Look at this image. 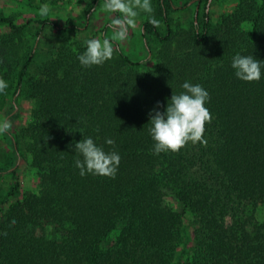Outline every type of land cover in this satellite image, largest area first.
<instances>
[{"label": "trees", "instance_id": "16d2710c", "mask_svg": "<svg viewBox=\"0 0 264 264\" xmlns=\"http://www.w3.org/2000/svg\"><path fill=\"white\" fill-rule=\"evenodd\" d=\"M158 6L164 30L144 23L162 46L153 70H136L151 55L134 60L121 49L102 65L83 67L77 57L85 43L61 46L40 76L33 75L37 48L19 60L18 92L35 99L23 133L40 187L19 198L17 164L0 167V177L11 172L16 179L0 198V264H264V222L253 213L264 206V0H238L216 25L206 4L190 40H173L176 0ZM0 23L21 28L1 14ZM40 23L38 35L47 24L58 26ZM13 49L0 45L1 67L11 66ZM237 53L261 61L259 81L235 76ZM186 81L209 93L207 143L154 154L149 113L157 102L162 111ZM87 137L120 155L115 178L80 175L74 144ZM13 144L19 160L21 147ZM186 216L193 246L176 260L186 245Z\"/></svg>", "mask_w": 264, "mask_h": 264}, {"label": "rangeland", "instance_id": "374dc122", "mask_svg": "<svg viewBox=\"0 0 264 264\" xmlns=\"http://www.w3.org/2000/svg\"><path fill=\"white\" fill-rule=\"evenodd\" d=\"M176 0L177 7L170 11L172 28L175 31L173 40H190L191 24L199 11V19H203L206 4H208L211 23L216 25L222 21L224 15L234 10L238 0ZM201 1V2H200ZM96 2V3H95ZM200 5L198 6V3ZM47 3L50 12L47 16H41L39 9L41 4ZM104 0H0V14L11 18L20 29H12L7 23H0V45L9 42L13 50L9 51L8 58L14 59L11 66H0V78H3L8 88L0 93V121L7 119L10 124L9 130L0 133V167L17 164V177L20 182L19 198L26 194L37 192L40 187V177L37 169L32 165L30 154L27 151L28 139L23 130L31 120V112L35 106V99L25 91L18 92L21 60L28 50L37 48L36 63L33 75H41L42 69L49 60L58 55V49L65 46L76 49L92 38L103 39L111 37L112 29L109 25L113 16L101 9ZM154 9L151 14L159 18V28L164 30L165 25L159 17L158 0H151ZM50 20L54 24H47L41 35L40 21ZM149 20V14L140 11L136 17V27L130 29L127 38L123 41H113V56L121 49L134 60H140L152 56L151 60L136 68L139 71H150L158 67V51L162 46L156 41L154 33L144 29V23ZM70 23L71 26L66 24ZM63 26H66L63 27ZM246 30H252V25H245ZM40 40V42H38ZM5 41V42H4ZM149 44V48L146 45ZM14 104L16 106H14ZM14 140L21 147V159H17L14 149ZM16 160H18L16 162ZM15 177L11 172H6L0 177V198H4L15 184ZM176 206L174 200L169 201ZM253 213L260 222H264V206L257 205ZM188 217L184 219L185 242L177 253L176 260L186 256L193 246V227L188 223Z\"/></svg>", "mask_w": 264, "mask_h": 264}, {"label": "clouds", "instance_id": "9594fccd", "mask_svg": "<svg viewBox=\"0 0 264 264\" xmlns=\"http://www.w3.org/2000/svg\"><path fill=\"white\" fill-rule=\"evenodd\" d=\"M101 9L109 14L120 15L113 16L109 25L112 29L110 38H92L85 41L86 50L79 54L77 59L86 68L102 65L113 57V41H123L127 38L130 29L136 27V17L140 11L149 14V22L159 27V21L151 15L154 11L151 0H104ZM49 12L50 6L47 3L41 4L39 14L47 16ZM231 67L240 80L252 82L261 79V61L253 55L237 53L232 58ZM7 88V82L0 78V93H4ZM182 88L184 91L171 95L162 111L158 110L161 105L157 102V107L149 113L151 126L148 132L155 142L154 154L178 152L189 142L207 143L203 134L206 122L210 123L212 119L209 109L205 106L206 101L210 99L209 93L200 84L187 81L182 84ZM9 127L7 119L0 121V133L8 131ZM106 143L113 145L114 141L107 139ZM74 150L82 157L75 160V166L80 170L81 176L93 174L115 178L121 159L117 152H105L91 137L76 142ZM15 223V220L11 221L12 225Z\"/></svg>", "mask_w": 264, "mask_h": 264}]
</instances>
